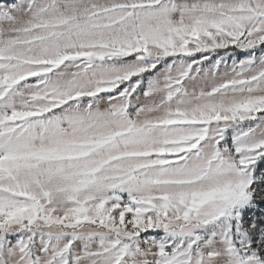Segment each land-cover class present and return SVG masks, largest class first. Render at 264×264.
<instances>
[{
    "label": "snow or ice",
    "instance_id": "1",
    "mask_svg": "<svg viewBox=\"0 0 264 264\" xmlns=\"http://www.w3.org/2000/svg\"><path fill=\"white\" fill-rule=\"evenodd\" d=\"M0 264H264V0H0Z\"/></svg>",
    "mask_w": 264,
    "mask_h": 264
}]
</instances>
